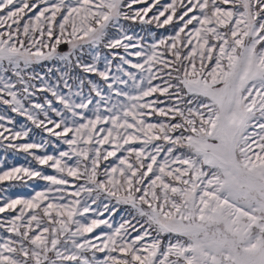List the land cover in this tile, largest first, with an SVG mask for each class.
Segmentation results:
<instances>
[{"label": "snow or ice", "instance_id": "1", "mask_svg": "<svg viewBox=\"0 0 264 264\" xmlns=\"http://www.w3.org/2000/svg\"><path fill=\"white\" fill-rule=\"evenodd\" d=\"M0 264H264V0H0Z\"/></svg>", "mask_w": 264, "mask_h": 264}, {"label": "rangeland", "instance_id": "2", "mask_svg": "<svg viewBox=\"0 0 264 264\" xmlns=\"http://www.w3.org/2000/svg\"><path fill=\"white\" fill-rule=\"evenodd\" d=\"M18 119H20V118H18ZM9 160L13 161V162H19V163L23 162V160L20 157H18V156L17 157H13L12 155H9ZM13 192L16 193V194H21V195H28L29 194L27 189H22V188L14 189Z\"/></svg>", "mask_w": 264, "mask_h": 264}]
</instances>
